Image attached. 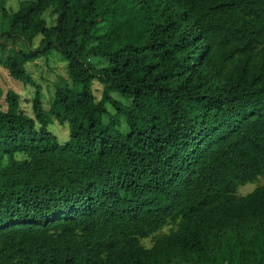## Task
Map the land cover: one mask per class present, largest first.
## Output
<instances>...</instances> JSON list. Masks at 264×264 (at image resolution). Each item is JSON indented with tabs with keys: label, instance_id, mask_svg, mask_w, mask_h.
<instances>
[{
	"label": "trees",
	"instance_id": "1",
	"mask_svg": "<svg viewBox=\"0 0 264 264\" xmlns=\"http://www.w3.org/2000/svg\"><path fill=\"white\" fill-rule=\"evenodd\" d=\"M8 1L0 68L36 92L30 115L0 87V264H264V184L239 193L264 177V0ZM54 53L46 106L27 65Z\"/></svg>",
	"mask_w": 264,
	"mask_h": 264
},
{
	"label": "rangeland",
	"instance_id": "2",
	"mask_svg": "<svg viewBox=\"0 0 264 264\" xmlns=\"http://www.w3.org/2000/svg\"><path fill=\"white\" fill-rule=\"evenodd\" d=\"M21 0H9L8 8L10 11H14L18 7V3ZM47 22L49 25L55 24V16L46 13L45 15ZM41 36H38L35 39L34 45L37 46ZM100 63V62H98ZM27 69L30 74L34 77L36 82L41 85L42 93L44 95V101L46 106L54 94L56 87L58 84L63 83V79L68 80V75L66 71V61L62 59L61 56L54 53L48 58L42 57L36 60L33 63H29L27 65ZM63 78V79H61ZM60 81V82H59ZM59 82V83H58ZM65 82V81H64ZM70 82V81H69ZM58 83V84H57ZM0 87L6 93L8 90H13L17 92L20 96L21 108L28 114L32 115V101L35 96L36 89L34 86L29 84H24L23 82L14 79L8 72V70L4 68H0ZM93 92L96 96L97 100H100L103 95V84L98 81L93 83ZM113 96L122 102L129 104L130 100L124 98L118 93H113ZM0 104L3 106V109H6V102L4 98L0 99ZM50 129L58 136L61 142L66 141L69 138L68 127L60 125L58 122L50 125ZM264 184V177H260L256 182L248 183L243 186L239 193L242 195L247 194L252 191L256 186ZM144 243L147 246L152 244L151 240H145Z\"/></svg>",
	"mask_w": 264,
	"mask_h": 264
},
{
	"label": "crops",
	"instance_id": "3",
	"mask_svg": "<svg viewBox=\"0 0 264 264\" xmlns=\"http://www.w3.org/2000/svg\"><path fill=\"white\" fill-rule=\"evenodd\" d=\"M1 68H3V67H1ZM5 69V68H4ZM7 70V69H6ZM9 72V71H8Z\"/></svg>",
	"mask_w": 264,
	"mask_h": 264
}]
</instances>
